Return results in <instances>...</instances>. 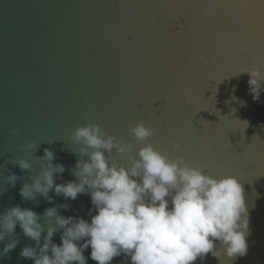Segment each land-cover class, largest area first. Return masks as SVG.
<instances>
[{
  "label": "water",
  "instance_id": "1",
  "mask_svg": "<svg viewBox=\"0 0 264 264\" xmlns=\"http://www.w3.org/2000/svg\"><path fill=\"white\" fill-rule=\"evenodd\" d=\"M253 67L264 74V0H0V213L19 205L42 216L56 207L90 222L88 194L71 200L50 191V203L39 194L24 200L19 190L39 174L45 148L65 167L56 183L74 180L75 129L97 124L133 145L113 153L125 166L151 143L204 174L236 177L249 211L247 255L219 261L209 253L194 264H264V92L254 100L249 76L236 77ZM139 123L153 132L140 143L130 132ZM29 143L36 149L21 147ZM14 157L30 170L7 163ZM11 173L20 177L15 187ZM13 238L19 243L0 264H34L20 253L35 241L19 225ZM90 253L87 264H97ZM110 264L131 262L122 255Z\"/></svg>",
  "mask_w": 264,
  "mask_h": 264
},
{
  "label": "clouds",
  "instance_id": "2",
  "mask_svg": "<svg viewBox=\"0 0 264 264\" xmlns=\"http://www.w3.org/2000/svg\"><path fill=\"white\" fill-rule=\"evenodd\" d=\"M241 74L249 76V93L258 101L264 92V74L256 67L236 77ZM231 100L246 105L235 95ZM130 132L138 143L153 135L143 123ZM13 134H18L17 130ZM72 139L81 144L79 153L73 152L80 157L71 170L75 179L56 183L55 177L62 175L65 167L53 163L56 155L45 148L38 157L43 161L39 174L23 184L19 195L35 202L39 194L51 203L50 191L71 200L88 194L96 214L89 210V222L65 217L56 207L46 209L42 216L19 205L10 207L0 213V244L4 245L0 257L17 247L19 240L13 238L17 225L35 241L34 247L26 246L20 253L34 264H87L84 251L89 246L90 258L97 264H110L122 255L130 258L131 264H194L198 258L203 262L209 253L219 261L222 255L230 260L247 255L249 211L236 177L204 174L201 166H191L182 156L169 158L151 143H144L136 156H129L131 164L125 166L113 153L124 155L133 145L107 135L97 124L77 127ZM21 147L36 149L34 143ZM173 148L178 149L179 144ZM7 163L18 165L21 171L31 168L23 158L14 157ZM19 179L11 173L6 182L15 187ZM59 207L67 210L70 205ZM57 232L61 233L60 244L52 240Z\"/></svg>",
  "mask_w": 264,
  "mask_h": 264
}]
</instances>
